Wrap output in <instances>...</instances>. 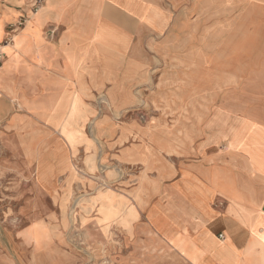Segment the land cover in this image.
Segmentation results:
<instances>
[{"label":"crops","instance_id":"0c3cea01","mask_svg":"<svg viewBox=\"0 0 264 264\" xmlns=\"http://www.w3.org/2000/svg\"><path fill=\"white\" fill-rule=\"evenodd\" d=\"M193 1L45 0L31 13L28 0H0V42L13 38L0 67V194L18 204L30 227L47 228L58 209L70 156L74 162L81 150L96 153V113L83 128L81 115L85 104L96 110L97 94L119 99L117 107L129 94H187L178 107L186 111L194 109L188 94H247L223 102L208 126L186 115L149 124L143 131L152 138L141 125L127 126L129 136H143L136 151L147 160L120 159L140 169L121 178L120 193L109 188L116 196L96 203L106 211L97 214L96 239L118 244L115 264H264V54L215 65L208 53L212 35H240L246 15L264 22V10L257 16L254 9L264 0H238L248 6L227 16L201 10L206 0L192 10ZM227 19L229 26H218ZM250 44L264 51V42ZM242 83L248 91H240ZM66 117L75 120L76 137L84 134L76 151L62 131ZM121 132L117 125L99 139L116 136L120 144ZM52 162L58 166L46 175L56 177L53 185L39 187L36 177L45 179Z\"/></svg>","mask_w":264,"mask_h":264},{"label":"rangeland","instance_id":"374dc122","mask_svg":"<svg viewBox=\"0 0 264 264\" xmlns=\"http://www.w3.org/2000/svg\"><path fill=\"white\" fill-rule=\"evenodd\" d=\"M206 1L201 9L200 1L194 0L192 10L201 9L204 11L206 8L207 12L228 15L233 10L243 9V5L248 6V3H241L238 0ZM261 5L258 4V7L254 8L257 11V16L263 15L261 12L264 10V4ZM159 16L161 13L154 9L153 13H150V21L156 23ZM249 17V14L245 16L240 35L226 34L221 37L216 33L212 35V39H209L208 53L213 64L228 65L246 62L260 59L259 56L264 54V51L253 49V45L250 44L260 46L264 42V22L262 20L260 23L253 21L249 23ZM252 29L253 33L251 34L249 32ZM184 43L185 45L190 44L188 40H185ZM160 70V68H156L155 72ZM209 85L213 86V83ZM249 87V83H242L240 91H248ZM171 95L175 98H169L168 94H129L130 99L133 100H130L126 105L117 107L120 103L119 99L115 100L114 104L109 101L108 94H97L96 110L92 107L89 108L87 104L83 105L82 108L85 109L86 115H81L82 128L89 117L96 113L93 120L94 125L92 123L96 129L95 132H92L93 136L98 138L95 155L86 154L87 152L81 150L74 158V162L70 156L68 171L60 179L61 189L57 194L58 209L49 212L50 216L46 218L47 228L41 222H35L30 227L31 221L28 217L20 215V212L16 211L18 204H10V197L0 194V264H115L112 257L115 256L118 244L96 239L102 234V232L100 234V226L96 223L97 214L98 212L106 213V211L98 209L96 203L105 202L106 194L113 193V197L116 196L115 192L109 188H114L120 193L121 178L139 171L140 166L121 161L120 155L123 147L122 144L116 143V136L110 140L99 139L104 136L105 130L107 134L112 135L117 125L122 126L123 131L128 130L127 126L129 125L138 124L142 126L140 131L143 136L152 138L151 130L150 133L143 131L149 124L175 122L179 121V118L184 119L186 115L197 123L201 122V118H203L205 126H208V123H216L218 108L223 102L232 104L237 101V96L242 98L241 101L247 99L243 100L247 94H188V105H193L194 109L186 111L185 108L181 110L178 107L186 105L187 94ZM81 101L83 102L82 99ZM201 106L204 108L203 115L201 108L195 110L196 107ZM110 113H113V117ZM107 117L108 120L105 122L104 119ZM79 134V138L84 139L83 132L80 131ZM143 136L135 133V138L130 140L128 136L120 135L119 138L124 143V149H130L127 159L145 161L142 153L138 157L132 153L133 146L137 149L138 139H143ZM76 141L77 139H75ZM142 141H139L141 146ZM89 142L92 143V141ZM66 149V154H70L67 145ZM52 163H48L46 166L45 179L40 180L36 177L39 187L53 185L55 177L48 178L46 175L52 174V169L58 166L57 162ZM148 168L150 166L145 170ZM34 174L36 176V173Z\"/></svg>","mask_w":264,"mask_h":264},{"label":"bare ground","instance_id":"6f19581e","mask_svg":"<svg viewBox=\"0 0 264 264\" xmlns=\"http://www.w3.org/2000/svg\"><path fill=\"white\" fill-rule=\"evenodd\" d=\"M228 5V4H227ZM39 12V11H38ZM226 15V14H225ZM227 16V15H226ZM224 21V23H219L218 24V26H223V27H227V26H229V23L228 22H230V19H227V20H223ZM130 96H129V102H130ZM105 120V122H107V120H108V117L107 118H105L104 119ZM75 122V120H73L72 118H67L66 117V121H65V125H64V127H63V133H64V135H65V137H66V139L71 143V145H72V148L74 149V151H76V145H77V141H79L80 140V138H78V137H76L75 136V133H76V131L75 130H73V129H71L72 127H73V123ZM121 135L123 136V137H129V139L130 140H133L134 138H135V133H133V135L131 136H129V134H127L126 133V130H123L122 132H121ZM137 135V134H136ZM122 137V138H123ZM75 139H77V141L75 142ZM119 142H120V144H122L121 146L123 147V149H122V151H121V155H120V158L121 159H123V158H125V159H127V157H128V155H129V152H130V149H124V143H123V141L121 140L120 141V138H119ZM141 146V143L138 141V144H137V147H140ZM138 149V148H137ZM56 151V150H55ZM66 151H67V149H66ZM132 153L134 154V155H136V157H138V156H140V153L141 152H138V151H136V148H134V146H133V148H132ZM52 155H54V154H52ZM47 156V155H46ZM45 158V157H44ZM48 159V158H47ZM41 160V159H40ZM44 160H46V159H44ZM145 160H147V159H145ZM42 162V161H41ZM47 162V161H46ZM44 163V162H43ZM42 163V164H43ZM53 164V163H52ZM74 164V163H73ZM61 165V164H60ZM38 166V165H37ZM40 170H42V169H40ZM67 170V169H66ZM44 171V170H43ZM42 171V172H43ZM40 172V171H39ZM41 173V172H40ZM38 177H40V176H38ZM56 178V177H55ZM144 178V177H143ZM41 179V178H40ZM43 181V180H42ZM49 181V180H48ZM113 197V196H112ZM103 205L105 204V202H103L102 203ZM39 245V244H38ZM166 258V257H165ZM171 258V257H170ZM169 258V259H170ZM164 259V258H163ZM169 262H172V261H169Z\"/></svg>","mask_w":264,"mask_h":264},{"label":"built area","instance_id":"2783aa9c","mask_svg":"<svg viewBox=\"0 0 264 264\" xmlns=\"http://www.w3.org/2000/svg\"><path fill=\"white\" fill-rule=\"evenodd\" d=\"M44 2L45 0H28L29 11L31 13H36L41 8ZM25 21H26L25 17H22V20L16 26L17 29L24 26ZM12 43H13V38L10 37H6L3 42H0V67L2 66L5 58V48L10 46Z\"/></svg>","mask_w":264,"mask_h":264}]
</instances>
